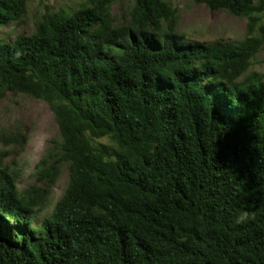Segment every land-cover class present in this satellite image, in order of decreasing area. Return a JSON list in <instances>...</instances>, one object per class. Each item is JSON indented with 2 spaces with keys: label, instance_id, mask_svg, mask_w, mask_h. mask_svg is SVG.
Wrapping results in <instances>:
<instances>
[{
  "label": "trees",
  "instance_id": "16d2710c",
  "mask_svg": "<svg viewBox=\"0 0 264 264\" xmlns=\"http://www.w3.org/2000/svg\"><path fill=\"white\" fill-rule=\"evenodd\" d=\"M28 0H0V27ZM86 0L0 41V99L44 101L59 133L36 184L0 165V264H264V0H192L247 20L188 42L165 0ZM66 168L68 181L49 202ZM246 216L235 222L238 213Z\"/></svg>",
  "mask_w": 264,
  "mask_h": 264
},
{
  "label": "rangeland",
  "instance_id": "374dc122",
  "mask_svg": "<svg viewBox=\"0 0 264 264\" xmlns=\"http://www.w3.org/2000/svg\"><path fill=\"white\" fill-rule=\"evenodd\" d=\"M86 0H28L26 13L19 21L0 27V41L14 37L28 36L35 28V22L50 11L72 10ZM179 12L178 31L184 40L197 43L236 41L244 37L247 20L233 16L226 11H211L203 4L192 0H165ZM133 0H121L112 7L117 21H122L124 13L132 6ZM252 70L264 73V47L255 57ZM59 133L58 125L50 107L42 100L24 94L7 93L0 99V165L17 168L20 171L18 188L25 190L36 184L33 175L35 166L42 158L50 140ZM68 181L66 168L50 189L49 202L33 219L38 225L48 216L54 204L62 196Z\"/></svg>",
  "mask_w": 264,
  "mask_h": 264
},
{
  "label": "clouds",
  "instance_id": "9594fccd",
  "mask_svg": "<svg viewBox=\"0 0 264 264\" xmlns=\"http://www.w3.org/2000/svg\"><path fill=\"white\" fill-rule=\"evenodd\" d=\"M246 215H247V213H245V212L238 213L237 216L235 217V222L239 223L241 221V218L246 216Z\"/></svg>",
  "mask_w": 264,
  "mask_h": 264
}]
</instances>
